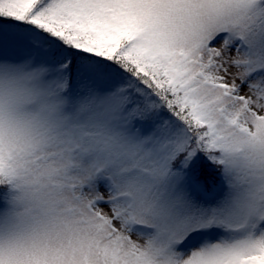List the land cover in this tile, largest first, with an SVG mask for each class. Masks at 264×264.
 Returning <instances> with one entry per match:
<instances>
[{"label":"snow or ice","instance_id":"obj_1","mask_svg":"<svg viewBox=\"0 0 264 264\" xmlns=\"http://www.w3.org/2000/svg\"><path fill=\"white\" fill-rule=\"evenodd\" d=\"M0 264H264V0H0Z\"/></svg>","mask_w":264,"mask_h":264}]
</instances>
